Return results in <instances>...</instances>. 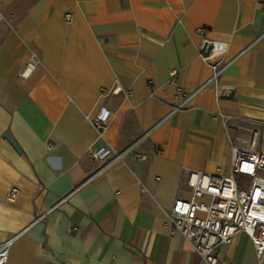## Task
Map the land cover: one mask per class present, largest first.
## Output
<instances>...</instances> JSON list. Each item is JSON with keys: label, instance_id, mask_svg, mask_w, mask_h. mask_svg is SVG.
<instances>
[{"label": "crops", "instance_id": "crops-1", "mask_svg": "<svg viewBox=\"0 0 264 264\" xmlns=\"http://www.w3.org/2000/svg\"><path fill=\"white\" fill-rule=\"evenodd\" d=\"M0 10V241L17 237L7 264H204L170 214L189 196L187 169H229L232 136H248L242 118L262 123L264 152V0H0ZM173 70L189 96L179 110ZM103 147L121 156L100 165ZM222 255L257 262L244 233Z\"/></svg>", "mask_w": 264, "mask_h": 264}, {"label": "built area", "instance_id": "built-area-1", "mask_svg": "<svg viewBox=\"0 0 264 264\" xmlns=\"http://www.w3.org/2000/svg\"><path fill=\"white\" fill-rule=\"evenodd\" d=\"M0 10V19L2 18ZM203 33L204 29H200ZM204 50L208 43H204ZM217 78L220 71L214 66ZM175 88L179 103L175 110L186 106L188 94L178 82V72L173 70L167 81ZM110 112L106 109L94 119L100 133L108 127ZM261 122L242 118L239 126L247 137L232 136L231 163L228 170L200 172L187 169L181 187L189 196L176 199L170 214L172 229L181 233L198 253L204 264H220L222 247L233 243L237 235L244 233L252 241L257 262L264 264V152L260 150ZM100 165L108 158L121 156L110 147L94 153ZM141 159L146 156L141 155ZM19 188L13 187L10 198L15 199ZM77 230L72 226L70 232ZM17 238V237H16ZM0 241V264H7L11 247L16 239Z\"/></svg>", "mask_w": 264, "mask_h": 264}, {"label": "rangeland", "instance_id": "rangeland-1", "mask_svg": "<svg viewBox=\"0 0 264 264\" xmlns=\"http://www.w3.org/2000/svg\"><path fill=\"white\" fill-rule=\"evenodd\" d=\"M241 246H243V250L245 249L247 253H250V249L247 245V242H239ZM240 264H256V262L253 259V255L251 256V260L248 262V259H244Z\"/></svg>", "mask_w": 264, "mask_h": 264}, {"label": "water", "instance_id": "water-1", "mask_svg": "<svg viewBox=\"0 0 264 264\" xmlns=\"http://www.w3.org/2000/svg\"><path fill=\"white\" fill-rule=\"evenodd\" d=\"M6 138H8L9 141L12 143V145H13L18 151H20V148H19L18 144L16 143V141L14 140V138H13L9 133L6 135Z\"/></svg>", "mask_w": 264, "mask_h": 264}]
</instances>
